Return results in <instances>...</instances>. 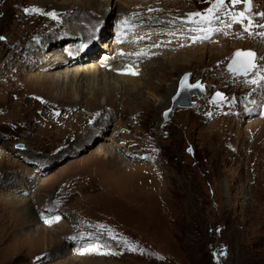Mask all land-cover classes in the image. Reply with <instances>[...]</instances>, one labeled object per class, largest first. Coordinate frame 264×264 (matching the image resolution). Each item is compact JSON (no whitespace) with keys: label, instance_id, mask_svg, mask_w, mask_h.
Wrapping results in <instances>:
<instances>
[{"label":"rangeland","instance_id":"1","mask_svg":"<svg viewBox=\"0 0 264 264\" xmlns=\"http://www.w3.org/2000/svg\"><path fill=\"white\" fill-rule=\"evenodd\" d=\"M100 1L95 12L75 6L74 13L50 12L51 18L32 14L39 0H0V264H264V27H257L264 26V0H252L250 12L243 0H225L210 24L192 14H206L215 0ZM68 3L51 0L47 7L69 9ZM84 12L105 18L111 31L110 41L100 38L95 47V65L105 59L107 41L127 46L132 61L133 39L163 31L159 44L149 38L134 56L138 67L157 66L156 79L140 69L136 89L126 85L103 95L100 80L92 86L84 76L61 78L74 86L72 96L61 92L68 89L64 83L57 90L37 85L34 76L51 72L35 69L46 53L32 55L28 47L49 34L56 38L53 31ZM240 12L243 22L233 21L231 14ZM249 50L256 69L246 77L230 74L232 57ZM186 73L205 93L165 121L171 105L159 104L178 79L172 103ZM217 92L222 101H213ZM80 120L85 128L108 121L98 133L116 136V143L94 134L93 143L70 147L82 131ZM116 144L126 148L100 150ZM28 181V188H13ZM18 196L27 199L30 217L47 214L49 236L34 231L39 221L25 223ZM214 224L221 226L216 236L208 231ZM215 238L221 247L213 259Z\"/></svg>","mask_w":264,"mask_h":264},{"label":"bare ground","instance_id":"2","mask_svg":"<svg viewBox=\"0 0 264 264\" xmlns=\"http://www.w3.org/2000/svg\"><path fill=\"white\" fill-rule=\"evenodd\" d=\"M39 1L42 4H40V6L38 5V8L31 7V8L35 9V10H31L32 14H39V15L48 14L46 16L47 17L49 16L51 18H52V16L50 15V12H53V15L56 14L57 16L58 15L60 16L62 13L69 14L72 11L74 13V10L76 8L75 6H78L80 8L89 7V11L92 10L94 12H95L97 6L101 7V9L103 8L102 3L99 4V2H101L100 0H92V1L89 0L87 2L84 0H80V2H78L77 0L76 1L75 0H69V2H72V3H68L69 9L57 8L55 10H49L50 7H47L48 6L47 4H49L51 2V0H39ZM123 2L125 3V0ZM72 15L74 17L76 16L75 14H72ZM77 16H79V17L74 19L71 23H70L71 20H69V19H66L64 21L62 27L65 30H62L61 32H55V33L53 31L51 33V36H53V37L57 36L56 38L47 39V37L50 35L49 34L46 36L44 41H42L40 43V45L37 44V45H34V47L33 46L32 47L30 46V48L28 47L27 50L29 53H32V55L35 54L34 52H37V55L40 54L41 51L46 53V55H43L42 53L40 54V55H42L41 56L42 58H43V56L45 57V58H43L44 63L40 64V62H38L35 69H38L39 71L49 70L51 72V73L41 72V73H38L37 77L34 76L32 79H33V81L36 82L37 85H41L44 83L46 85L55 86L53 88L56 89V84H58V83L63 84L64 83V81L61 80V78L62 79L63 78L64 79L70 78V79H72V81L73 80L74 81H77V80L80 81V78H82V76H84L83 79H86L88 84L92 85V86L95 85L96 81L98 82L100 80L101 85L103 87H102L99 94L103 95L104 93L105 94H111V93L117 94L118 91L123 92V91H125L126 85L130 86L129 89L135 88L136 85L139 84V78L136 77L137 73L139 71H142V70L144 73V71L147 69V71H150L151 76L156 79L154 73L157 72V66H155L154 63H149L148 65H145V62H143L144 65H142L143 63H140V66L138 67V65L135 64L136 62L138 63V59H134V56L137 53H140L139 50L141 49V47L143 45L148 44L149 38L153 39V41L151 42V45L159 44L157 41L160 39L159 36L163 33V31H157V32H154L152 34H148V36L140 35V36H142V39L140 41L137 40V37L135 39H133V40H135V42L130 43L131 45H128V46L130 49H133V51H137V52H133V53H135V55L134 56L132 55L133 59L131 61L130 60L131 58L129 59V57H130L129 54L131 52L128 53L129 49H127V46H124V44H119L117 42V40H115V42L113 40L110 43L108 42V41H110L109 35H110L111 31L109 30V24H108L109 22L105 21V18H104V20L99 21L101 17L99 19H97V17H93L92 14H89L86 12L82 13L81 15L78 14ZM94 20H97V21L94 22ZM72 25H73V27H72ZM94 27H95V29H94ZM66 28H67V30H66ZM90 28H92V29H90ZM117 34H119V32ZM103 37L108 38V41L105 44H103L104 48H106L108 50H106L107 52L103 53L105 59H103V61L99 65H97V64L95 65L92 63V61L95 59L94 50H95V47L100 42L99 39L103 38ZM113 42H114V45H112ZM64 43H66L67 45L66 44L64 45ZM108 43H109V45H108ZM122 45L124 46L125 49H123ZM61 47H62V50L59 49ZM63 49H65L66 52ZM53 50L56 54L59 53V55L55 56L56 54H50L51 51H53ZM96 50H97V48H96ZM51 55H52V57H50ZM72 56H76L77 58L74 59V58H72ZM47 58H49V59L51 58V59L48 61V60H46ZM36 60H39L38 56H36ZM158 61H162V60L159 59ZM169 62H175V61L169 60ZM74 63H79V64H78V66H76L77 64L74 65L75 66L74 67L72 65ZM90 63H92V64H90ZM54 64L57 66V69L54 70V72H53V71H51L52 70L51 68L54 66ZM66 64L68 65V67L66 66ZM86 64H90V65L88 67H85ZM81 66H83L84 68H81ZM70 67H73V70H67V71L65 70L63 72L61 71L63 69H67ZM140 69H142V70H140ZM132 72H134L136 74H131ZM50 74H52V75H50ZM57 74H59V75H57ZM124 74H128L129 76L131 75L132 77L129 78V80L125 79L124 77H122V76H124ZM140 76L143 77L144 75L142 74ZM141 79H143V78H141ZM119 81L124 82V83L119 84ZM177 82H178V79L172 88L167 89L168 94H169V98L167 99V101L166 102L162 101L159 104V105H161V107L163 109L170 107V105H171V98L170 97L176 91ZM66 87H68V86L66 85ZM141 87H142V85H141ZM77 88L78 87L75 88L76 92H78L80 90L79 89L77 91ZM73 91H74V86L70 87V88L68 87V89L66 88L65 90H62L61 92H63V94H67L68 96H72L71 93H73ZM142 96H143V94H142ZM79 100H80V96L78 97V101ZM75 103H76V101H74V103H72V104H75ZM47 105H48V103H47ZM74 106H77V105L75 104ZM80 108H82V107H80ZM80 121H81L80 127L82 128V131L81 130L79 131L78 137L74 141V144H72L70 147L73 148L74 146L76 147V145H78L79 148H81L82 147L81 144H83L82 141H84V140H86V141L83 145H85V144L88 145L89 143H93L92 140L95 139V138H93L94 134H96V135L98 134V137H96L97 140L98 139H101V140L106 139V140H109L111 143H114V144L116 143L117 140L113 139L116 136H113V138H111V139H113V141H111V139H109L108 136L103 137V136H101V134L99 135L100 132L98 133V131L101 128H103V131L106 132L107 127L111 124V123L109 124L108 121L98 122L96 125L90 126L89 128L84 127V125H85L84 120H80ZM121 148L122 149L126 148V146L125 147H123L121 145L118 146V144L113 145V147L112 146H110V147H108V146L103 147L102 146V147H100V150H103V151H101L103 153L106 151V155H108L110 150L112 152H115V151L118 152L119 150H122ZM104 155H105V153H104ZM104 157H106V156H104ZM106 158H107V160H109V159L111 160L112 155L108 156ZM31 184H30V181H28L24 185L25 187L23 185L14 184L13 188L15 190L19 191L22 188H24V189L28 188L29 186H31ZM13 199L18 200L17 202L16 201H14V202H16L18 204L20 211L23 212L22 216H23V219H25L24 220L25 223L32 224L35 222L38 223V221H39V223L43 224L42 226H39V227H36L34 225L36 227V229H34V231H36V232L38 231L39 234H41L42 230H44L43 226L46 222V220H42V216L46 213L45 212L42 213V210H41L36 214V218H34L33 216L30 217V215L33 212H32V210H30V205L27 202V199L25 197H22V196L14 197ZM19 199H21V200H19ZM48 206H47V208H49ZM52 210H53L52 208H49L47 213H50ZM32 218H33V220H32ZM43 233H44V236L47 237V236H49L50 231L48 229H46L43 231Z\"/></svg>","mask_w":264,"mask_h":264},{"label":"water","instance_id":"3","mask_svg":"<svg viewBox=\"0 0 264 264\" xmlns=\"http://www.w3.org/2000/svg\"><path fill=\"white\" fill-rule=\"evenodd\" d=\"M245 10L246 12L251 11V10L249 11L248 5L246 3H245ZM243 52H247V51H243ZM234 59H237L236 54L232 57L231 61L227 65V70L229 71L230 74L234 76L246 77L255 70L254 69L253 71H250L247 75H245L242 71H236V72L232 71L231 69L233 67ZM191 80L192 79L190 73L184 74L180 79L177 93L172 98L171 107L167 109L164 113L165 121H170L173 118L174 112L177 108H190L194 104L193 98L195 97L201 98L205 93V87L201 85L200 81H197L196 83L192 84ZM223 99H224L223 95L217 92L214 95L213 101L219 102L222 101Z\"/></svg>","mask_w":264,"mask_h":264},{"label":"snow or ice","instance_id":"4","mask_svg":"<svg viewBox=\"0 0 264 264\" xmlns=\"http://www.w3.org/2000/svg\"><path fill=\"white\" fill-rule=\"evenodd\" d=\"M241 2H242V0H231V3L233 5L239 4ZM243 2L248 5L249 11H250L251 5H252V0H243ZM225 7H226L225 0H215L214 5L208 9L206 14L194 13L192 15L195 17H201L204 23L210 24L213 19H219V16L217 15V13H219L221 11V9H224ZM26 11H28V10H26ZM260 15L264 16V13H262ZM231 18L235 22H243V20L246 17H245L244 12H240L238 14L237 13L231 14ZM193 22L197 23V24L201 23L200 20H195ZM251 27H252V23H251V20L249 19L248 28L250 29ZM257 27H264V26L257 25ZM260 35L264 36V33H260ZM255 55L256 54L250 50L247 52L238 51L236 53L237 59H234L233 67L231 70L234 72L242 71L245 75H247L250 71H253L257 67L256 63L254 62ZM131 74H136V73L132 72ZM261 78L264 79V77H261ZM252 82L256 83L255 80ZM56 219H59V217H57Z\"/></svg>","mask_w":264,"mask_h":264},{"label":"trees","instance_id":"5","mask_svg":"<svg viewBox=\"0 0 264 264\" xmlns=\"http://www.w3.org/2000/svg\"><path fill=\"white\" fill-rule=\"evenodd\" d=\"M217 225V224H216ZM219 228H221V226L219 227L218 225H217V227L215 226V224L213 225V226H209V229H208V231H210L211 230V234H213V236H216V234H217V232H219ZM210 244V253H211V255H212V257L211 258H213L214 259V257L216 256V255H219L220 253L219 252H217L216 253V251L221 247V246H218V245H213V244H220V241H216V238H215V241H214V239L213 240H210V242H209ZM208 245V244H207ZM212 245V246H211ZM207 247V246H206Z\"/></svg>","mask_w":264,"mask_h":264}]
</instances>
